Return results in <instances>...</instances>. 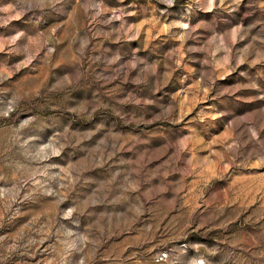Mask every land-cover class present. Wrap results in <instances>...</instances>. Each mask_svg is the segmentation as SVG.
Listing matches in <instances>:
<instances>
[{
  "label": "rangeland",
  "instance_id": "obj_1",
  "mask_svg": "<svg viewBox=\"0 0 264 264\" xmlns=\"http://www.w3.org/2000/svg\"><path fill=\"white\" fill-rule=\"evenodd\" d=\"M0 264H264V0H0Z\"/></svg>",
  "mask_w": 264,
  "mask_h": 264
}]
</instances>
